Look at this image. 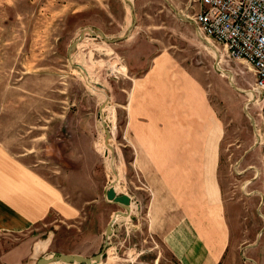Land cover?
<instances>
[{"label":"rangeland","instance_id":"rangeland-1","mask_svg":"<svg viewBox=\"0 0 264 264\" xmlns=\"http://www.w3.org/2000/svg\"><path fill=\"white\" fill-rule=\"evenodd\" d=\"M132 4L136 26L127 39L108 44L80 32L123 36L132 23L123 0H0V151L43 171L77 209L71 219L54 212L41 225L38 233L52 241L54 255L92 258L105 250L101 264H178L147 229L142 207L148 192L133 164L128 103L138 83L155 74L176 79L186 71L196 79L187 96L198 112L210 115L218 135V176L230 227L223 264H248L246 247L264 235V95L252 92L255 77L247 63L197 33L198 3ZM96 84L107 91L105 105ZM112 183L117 194L133 200L127 218L105 200Z\"/></svg>","mask_w":264,"mask_h":264},{"label":"crops","instance_id":"crops-1","mask_svg":"<svg viewBox=\"0 0 264 264\" xmlns=\"http://www.w3.org/2000/svg\"><path fill=\"white\" fill-rule=\"evenodd\" d=\"M195 84L185 71L135 85L128 103L130 145L148 192L142 208L151 235L178 264H223L230 227L218 176V135L210 115L198 112L187 96ZM54 212L71 219L77 209L43 171L0 151V264H37L54 255L52 241L38 233ZM260 236L246 247L248 264H264Z\"/></svg>","mask_w":264,"mask_h":264},{"label":"built area","instance_id":"built-area-1","mask_svg":"<svg viewBox=\"0 0 264 264\" xmlns=\"http://www.w3.org/2000/svg\"><path fill=\"white\" fill-rule=\"evenodd\" d=\"M197 33L224 46L228 57L240 59L255 77L252 92L264 95V0H193Z\"/></svg>","mask_w":264,"mask_h":264},{"label":"water","instance_id":"water-1","mask_svg":"<svg viewBox=\"0 0 264 264\" xmlns=\"http://www.w3.org/2000/svg\"><path fill=\"white\" fill-rule=\"evenodd\" d=\"M125 2H128L129 0H123ZM131 8H133V4L131 3ZM131 17H132V23L127 28L126 32L123 36L117 38V39H106L104 34L102 32H93L90 30H87V34H89L92 37L99 36L101 37L106 43L108 44H114L120 41H123L129 37L131 34L132 29L136 25V20L134 17V14L131 11ZM83 35H81V38ZM77 46V42H74L69 47V52L74 49ZM74 67V66H73ZM105 200L107 202H111L113 204L119 205L123 211H118L115 214L119 217L127 218L130 216V206H131V198L126 194H117L115 190L110 187L105 190L104 194ZM115 220H111L110 223L107 225L105 229V235L108 238L113 234V226H114ZM105 257V250H102L99 254L95 255L92 258H85L81 255H66V254H59V255H52L49 258H41L39 259L37 264H99Z\"/></svg>","mask_w":264,"mask_h":264},{"label":"bare ground","instance_id":"bare-ground-1","mask_svg":"<svg viewBox=\"0 0 264 264\" xmlns=\"http://www.w3.org/2000/svg\"><path fill=\"white\" fill-rule=\"evenodd\" d=\"M127 4H128V6H129V8H128V12H129V15L131 16V10H130V8H131V3H132V0H129L128 2H126ZM87 33L86 32H80V35H86ZM107 39V38H106ZM77 45H78V43H77ZM76 49H77V46L75 47ZM72 49L71 51H70V54H73V52H74V50H76V49ZM216 55V54H215ZM71 57V56H70ZM71 64H72V61H71ZM73 66H74V68H76L77 70H80L82 73H84V81L85 82H87V84H92V85H94V83H92V82H90L89 81V79H88V76L85 74V70L83 69V67L82 66H77V65H75V64H72ZM97 85V87H100L102 90H104V97H103V101H104V105L105 104H107V101H108V94H107V91L105 90V89H103V87L100 85V84H96ZM247 94L250 96V100L248 101V102H255V97H254V94L250 91V93L249 92H247ZM247 107V105H245V109H247L246 108ZM101 117V116H100ZM105 139H107L106 137H105ZM106 145L108 146V149H109V154H110V164H112L113 163V161H112V156L111 155H113L112 154V152H111V146H110V144L107 142V140H106ZM108 154V155H109ZM114 170V169H113ZM114 172V171H113ZM114 175V174H113ZM116 178V177H115ZM115 186V183H112L110 186H109V188L110 187H114ZM118 217V216H117ZM116 217V218H117ZM116 218L114 219V220H116Z\"/></svg>","mask_w":264,"mask_h":264}]
</instances>
